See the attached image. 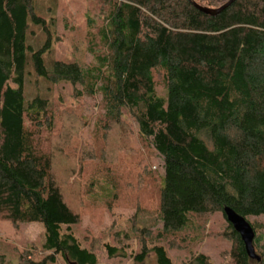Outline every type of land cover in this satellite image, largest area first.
<instances>
[{"label":"trees","instance_id":"obj_1","mask_svg":"<svg viewBox=\"0 0 264 264\" xmlns=\"http://www.w3.org/2000/svg\"><path fill=\"white\" fill-rule=\"evenodd\" d=\"M227 1L89 0L92 61L81 63L54 50L57 0H0V220L44 228L38 247L13 246L14 264H99L82 245L90 236L75 237L80 210L95 200L119 205V192L138 203L151 188L161 225L134 227L136 264L149 251L156 264H172L163 242L187 247L197 219L212 213L225 223L227 264H264V239L249 222L264 216V0H233L215 14L195 6ZM32 78L46 92L70 84L78 107L96 100L99 115H61L47 93L29 97ZM123 113L161 158L156 186ZM225 206L252 226L259 260L245 253ZM105 251L124 257L112 245ZM184 264L212 263L199 252Z\"/></svg>","mask_w":264,"mask_h":264},{"label":"rangeland","instance_id":"obj_2","mask_svg":"<svg viewBox=\"0 0 264 264\" xmlns=\"http://www.w3.org/2000/svg\"><path fill=\"white\" fill-rule=\"evenodd\" d=\"M47 0H36L37 4L45 5ZM89 0H57V7L53 11V15L56 17V42L54 44L55 52L62 57L68 59H75L81 63H89L92 61V57L87 53L88 50V34L84 30L85 17L88 14L94 16V10H89ZM37 11H39L38 5H36ZM45 8V7H44ZM47 10H45L46 12ZM44 15L46 18V14ZM48 13V12H46ZM69 25L75 29L71 31L68 29ZM43 84L38 88L35 86L33 78L27 82L26 92L29 97L38 92L47 93L51 102H54L56 107L64 114L69 113L68 110L74 109L83 111L84 115L97 116L99 115V109L96 108V100H92L88 97L83 98L84 102L82 107H78L77 100L73 97L72 86L68 83H59L52 86L49 92L45 91ZM98 98V97H97ZM99 99V98H98ZM98 101V100H97ZM77 108V109H76ZM64 113V114H63ZM71 117V116H70ZM123 120L126 122L129 129L130 141L133 150H142L143 159L146 164V169L152 171V175L148 177L155 181H149L150 184L156 186L160 175L163 174V168L161 158L152 149L149 143H146L138 134L137 126L132 117L123 113ZM125 133V135H129ZM137 173L142 175V171L136 168ZM97 187V186H96ZM151 192V193H150ZM149 196L139 193V202L135 203L127 198V196L119 192V196H122V200H119L117 205L114 202H110L111 207H107L99 200H95V206L93 209L86 208L80 210L84 212V216L81 218V222L75 226V237L78 241H81L85 235H89L91 239L87 238L82 245H92L94 247L97 262L99 264H136L133 261V255L138 251V237L134 227L145 226L147 228H153L154 230L160 227V222L156 220L159 213L158 196L151 188ZM103 200V199H101ZM135 209H139L138 213ZM136 213V216H135ZM199 222L196 235L192 234V241L188 246L181 248L174 242H163L164 248L168 257H170L172 264H184L193 253H204L207 255L210 263L212 264H227L228 255L226 252L230 243L223 239L222 233L225 228V223L220 213L208 214L204 217L197 219ZM249 222L255 228V233L264 239V216L250 217ZM115 231L118 235L115 236ZM44 228L40 223H27L12 225L8 221L0 220V253L3 254L7 264H14L16 253L14 254L13 246L15 245L16 251L24 249L30 246V244L38 247L43 238ZM191 235V234H190ZM105 244L112 245L118 249V253L123 252L124 257L113 256L108 257L105 251ZM81 245V246H82ZM148 249L152 247V244H147ZM190 251V252H189ZM59 264H64L60 261ZM141 264H156L155 256L151 251L147 253L146 258Z\"/></svg>","mask_w":264,"mask_h":264},{"label":"water","instance_id":"obj_3","mask_svg":"<svg viewBox=\"0 0 264 264\" xmlns=\"http://www.w3.org/2000/svg\"><path fill=\"white\" fill-rule=\"evenodd\" d=\"M232 1L233 0H228L226 3L217 8L203 7L199 5L195 6L204 13L215 14L227 7ZM223 213L226 217V220L232 226L233 230L239 235L247 256L251 259L259 260L260 258L255 253V249L253 246L255 233L250 223L243 216L239 215L228 206L223 207Z\"/></svg>","mask_w":264,"mask_h":264}]
</instances>
